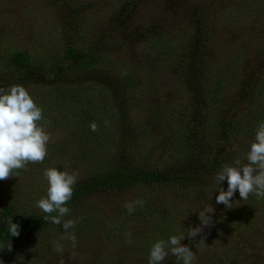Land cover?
I'll list each match as a JSON object with an SVG mask.
<instances>
[{"label":"rangeland","instance_id":"obj_1","mask_svg":"<svg viewBox=\"0 0 264 264\" xmlns=\"http://www.w3.org/2000/svg\"><path fill=\"white\" fill-rule=\"evenodd\" d=\"M68 43L95 54L89 74L71 71L55 86L45 85L43 70L29 66L23 80L14 75L23 83L11 81L43 110L38 124L50 140L42 163H28L22 174L0 181V223L7 205L16 215L43 213L35 205L47 195V168L75 174V185L125 163L169 180L68 201L60 225L10 243L0 264H148L157 240L186 235L200 225L198 212L210 207L212 224L194 241L186 236L181 242L194 251V264H264V198L241 200L237 190L231 209L215 199L228 187L216 174L237 159L247 163L264 122V0H0V88L12 86L3 83L9 53L31 54L49 68ZM127 69L136 78L134 98L122 79ZM77 85L98 102L85 96L69 101ZM90 106L108 111L94 133ZM186 144L187 151L178 150ZM186 173L190 181L183 183ZM137 199L144 206L129 214L124 204ZM68 219L77 221L69 229L74 248L59 240ZM202 237L205 244L196 248ZM54 241L63 252L54 251ZM161 264L182 261L169 251Z\"/></svg>","mask_w":264,"mask_h":264},{"label":"clouds","instance_id":"obj_2","mask_svg":"<svg viewBox=\"0 0 264 264\" xmlns=\"http://www.w3.org/2000/svg\"><path fill=\"white\" fill-rule=\"evenodd\" d=\"M43 119V110L37 106L29 92L22 85H12L7 89L0 88V181L13 177L15 170L23 169L28 163H42L47 156V144L49 134L43 126L38 124ZM108 124V121H105ZM91 131H98V125L90 122ZM247 163L242 164L240 159L234 161V165L225 164L216 174L215 180L220 182L227 180V191L220 188L216 196L217 204H224L226 208H233L232 197L239 192L241 200H247L250 194L258 199L264 198V122H260L255 133V141L251 143L250 150L246 154ZM18 174V173H17ZM47 180V195L36 201V207L45 214L44 219L52 224L60 225L62 219L68 215L69 208L65 205L71 200L73 186L76 183V175L68 171H59L56 168H47L43 171ZM145 201L137 199L126 202L124 208L131 214L136 206H144ZM52 213H56L52 215ZM214 213L212 207L199 211L200 225L189 227L187 234L171 235L167 241L157 240L150 249L148 264H161L168 256L169 251L182 264H194L196 259L194 251L188 245L181 242L187 236L195 239L203 232L204 227L212 224L209 214ZM77 221L68 219L63 222V229L67 235L59 237V240H70L73 248L77 239L69 229L75 227ZM7 228L11 237H18L20 226L7 221ZM54 251L63 252V246L54 241ZM205 244L202 237L199 245ZM11 251V244L8 246ZM60 264H64L61 260Z\"/></svg>","mask_w":264,"mask_h":264},{"label":"trees","instance_id":"obj_3","mask_svg":"<svg viewBox=\"0 0 264 264\" xmlns=\"http://www.w3.org/2000/svg\"><path fill=\"white\" fill-rule=\"evenodd\" d=\"M79 11L75 10V15H73V18L76 20V17L78 16ZM77 21L75 22V24ZM76 24L75 26H78ZM76 28L73 26V31ZM35 58L30 54L22 53V52H13L9 53V55L6 57L5 63H3L4 68L9 69V72L7 74L3 75V83L4 84H10L12 85L11 81L13 79H16L19 81V83H23V73L22 71L25 68H28L29 66H32L36 69L43 70V77L44 80L42 81L43 84H50L54 83V86L60 81V79H63L68 76L66 73L71 71H77L81 72L82 74H89L92 69L95 66V54H90L87 52H84L81 47H77L76 45H73L72 43H68L65 46L64 54L54 62L50 64V67L47 66H39L36 61H34ZM13 70V71H12ZM126 70V69H125ZM16 73H19V76L21 79L15 77L14 75ZM123 74V72H122ZM124 75V74H123ZM125 81V86L127 90H133L135 93H129L130 97H135L137 94V86H136V78L132 72L131 69H127L125 75L122 78ZM260 84H256V86H259ZM222 86V85H219ZM219 86H216L214 89L215 95L217 94L219 90ZM59 90V87H57ZM86 90V91H85ZM73 94L68 93V100L69 101H76L79 100L81 97L85 96V100L88 102L97 101L93 96L90 94V89L87 87L84 88L81 85H77L72 89ZM107 91V90H106ZM104 92L101 93V95ZM59 95V94H57ZM62 96L65 98V93H62ZM106 96V94H105ZM129 97V98H130ZM58 97L56 96V99ZM59 101V100H58ZM90 114H92L94 117L92 118L95 123L98 125L97 119H100L103 117L104 113H108V111L105 110L103 113L100 112V110L97 107L90 106ZM56 109V107H55ZM101 113V114H100ZM252 116L246 115V122L250 121L255 114L251 113ZM96 117V118H95ZM256 121V120H255ZM264 121V120H263ZM74 125V124H73ZM105 124L103 125V127ZM99 127V126H98ZM99 130V128H98ZM222 132V137L224 141H229V132L226 130V128L223 126V128H220ZM89 132L94 133L91 131L89 127ZM100 139V138H99ZM182 148H185L184 151L188 150L187 144L186 145H178V150H181ZM139 170V169H138ZM15 170L14 175L17 173L22 174L24 170L19 171ZM141 171H137L136 168L131 163H125V165L119 166L113 171L109 172H102L99 174H91L87 179L84 181L77 183V185L73 186V195L70 201H73L77 198H80L84 195H87L94 191H100L103 189H108L110 187H121V188H127L134 184H138L142 181L149 180L150 182H168L169 178H166L165 176H161L159 174H142ZM189 175V177H188ZM190 173H186L183 176V183H186V181H190ZM174 180V176L172 177ZM175 184V183H174ZM69 203H67L65 206L67 207ZM56 213H52V215H55ZM3 215V222L0 223V252L7 249V247L10 245V243L14 242L18 238H26L29 235H37L39 232L45 230L46 228L50 227L52 223L49 220H45L44 212L42 214L36 215V214H29V216L25 215H16L14 213V206L13 205H7L2 212ZM11 218L12 223H17L20 226V234L18 237H11L8 228H7V221ZM173 231V230H172Z\"/></svg>","mask_w":264,"mask_h":264}]
</instances>
